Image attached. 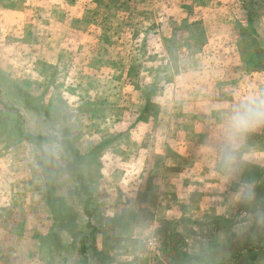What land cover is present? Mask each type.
Masks as SVG:
<instances>
[{"label":"rangeland","instance_id":"obj_1","mask_svg":"<svg viewBox=\"0 0 264 264\" xmlns=\"http://www.w3.org/2000/svg\"><path fill=\"white\" fill-rule=\"evenodd\" d=\"M263 4L264 0H0V225H8L2 218L4 207L29 200L23 209L27 214L20 218V232L30 233L38 226V217H43L34 207H44L46 185L52 191L67 167L64 146H31L18 136V117L9 108L19 111L25 135H47L59 142L69 139L84 154L93 148L94 154H107L108 167H117L123 153L137 152L138 145L126 142V137L135 142L138 137L146 162L155 163V150L165 146L161 134H168V129L159 130L156 107L168 104L169 99L179 103L186 96L177 85L186 80L192 84L191 76L179 79L178 75L187 70L209 74L213 70L227 76L264 67V62L244 64L234 72L232 47H221L222 41L238 40L236 32L246 12ZM186 7L192 16L183 20L181 11L186 12ZM167 19L172 30L156 31L158 23ZM198 19L206 20L207 31L198 43L208 41L206 47L198 48L209 58L202 55L196 64L191 60L180 63L186 53L198 50L190 47L197 43L198 32L195 37L187 29ZM242 53L253 55L245 47ZM19 90L33 97V110L19 99ZM155 92L160 96H154ZM137 114L139 126L134 121ZM180 116L184 114L178 111V120ZM131 166L137 167L136 160ZM252 207L249 202L241 207L242 221L235 232L234 225L225 223L223 239L213 225L207 234L210 253L190 261L182 256L187 245L178 225L167 222L161 227L163 233L154 232L160 240L158 255L145 251L146 262L155 264L158 256L162 261L170 258L169 264L173 260L177 264H228L235 256L233 264H251L257 257L248 249L264 247V241H257L258 236L264 238V209ZM6 232L0 229L2 242H9ZM163 239L167 246L162 245ZM20 242L11 240L7 247H22ZM52 244L62 242L54 239Z\"/></svg>","mask_w":264,"mask_h":264},{"label":"crops","instance_id":"obj_2","mask_svg":"<svg viewBox=\"0 0 264 264\" xmlns=\"http://www.w3.org/2000/svg\"><path fill=\"white\" fill-rule=\"evenodd\" d=\"M181 12L183 20L192 16L187 7L186 12ZM248 15L252 19L251 25ZM162 19L164 17L158 20ZM198 20V23H189L187 29L206 36V20ZM162 22L158 23L156 31L172 30L168 19ZM239 28L236 32L238 40L232 43L222 41L221 46L232 47L235 67L231 70L234 72L240 70L238 66L264 62L263 57L257 58L258 53L264 55V44L260 47L262 51L257 52L249 39L260 38L264 42V4L248 10ZM197 36V43L190 47L198 50L192 51L191 55L186 53L180 63L191 60L196 64L202 60L199 59L202 55L204 59L209 58L202 50L208 41L198 43L201 36ZM244 47L253 55L244 56ZM235 49L238 55H235ZM187 71L177 76L179 79L191 76L192 84H186V80L177 85L186 98L182 100L181 97L179 103L169 99L168 104L156 107L159 130L168 129V134L160 135L165 146L162 150L161 147L155 150V163L146 162L138 137L136 142L124 138L126 142L138 145L137 152L123 153L117 167H108L105 153L94 154L92 148L84 154L78 149L87 156L85 179L94 194L93 205L86 208L83 198L75 194L74 180L68 173H63L62 181L54 185L52 191L46 186L44 207H34L42 211L43 217H38V226L28 231L30 233L26 234L27 227H24L25 234L20 232L23 231L20 218L26 216L27 211L23 209L28 207L29 200H21L22 205L15 203L16 206L4 207L2 218L8 221V225H0V229L7 231L9 242L0 240V264H150L145 255H158V251L149 252L145 240L154 236L156 230L159 232L167 222L178 225V232L187 245L182 256L190 261L210 253L207 234L213 225L223 239L226 224L234 225L233 232L240 225V210L246 202L252 204V210L264 209V125L254 128L238 141L239 170L236 174H226L218 162V149L228 114L245 99L264 96V67L260 71L227 76L217 75L213 70L211 74ZM244 73L249 76L244 77ZM229 85L231 88L225 87ZM154 96L160 94L155 92ZM161 107L167 108L161 110ZM178 111L184 114L179 120ZM138 116L134 119L139 123L137 126L141 122ZM135 160L136 168L131 166V161ZM244 183H250L254 188L256 195L251 201L245 200L241 192L240 186ZM41 193L43 196L44 191ZM246 222L251 223L250 219ZM41 223L44 225L42 229ZM54 239L62 244L53 246ZM11 240H20L23 246L7 247ZM257 241L263 242L264 238L258 236ZM248 253L257 257L251 264H264V247H253ZM156 257L155 264L170 262V258L162 261ZM173 261L177 264L176 260Z\"/></svg>","mask_w":264,"mask_h":264},{"label":"clouds","instance_id":"obj_3","mask_svg":"<svg viewBox=\"0 0 264 264\" xmlns=\"http://www.w3.org/2000/svg\"><path fill=\"white\" fill-rule=\"evenodd\" d=\"M264 125V96L245 99L235 106L226 118L222 143L218 149V162L228 175L238 172V141L254 128ZM244 199L251 201L255 191L250 183L240 186Z\"/></svg>","mask_w":264,"mask_h":264},{"label":"trees","instance_id":"obj_4","mask_svg":"<svg viewBox=\"0 0 264 264\" xmlns=\"http://www.w3.org/2000/svg\"><path fill=\"white\" fill-rule=\"evenodd\" d=\"M248 22L251 25L252 19L251 16L248 15ZM197 31L192 32V35L195 36ZM199 36H204V33L198 32ZM252 46L256 47L257 52L262 51L260 48L264 42L260 38H250ZM264 58V55H261L260 53L257 54V58ZM19 99L22 101V103L28 108L29 110H33V106L31 105L32 101H34L33 97H31L28 93H26L24 90H19ZM148 100V99H147ZM149 102V100H148ZM148 107H146V112ZM8 111L14 112V114L18 117V120L21 119V115L18 110L14 108H9ZM16 123L15 129L18 134V136L24 140L26 143H28L31 146H42V145H62L64 146V154H66V158L64 160L67 163L66 167V173L70 175V177L74 180L76 187H75V194L76 196L82 197L84 201V205L86 206H92L93 200H94V194L93 191L90 190V186L88 183H86L85 179V165H86V157L83 156L78 149H76L72 143L71 140H63L62 142H59L55 137L47 136V135H25L22 131L21 125L18 122ZM46 186H49L48 184ZM48 197L51 198L49 195ZM88 217H91V214L89 212H86ZM162 228L159 233H163ZM162 245L167 246L166 239L162 240ZM236 260L235 256L231 258V262L228 264H233V262ZM235 264V263H234ZM242 264H248V262H242Z\"/></svg>","mask_w":264,"mask_h":264},{"label":"built area","instance_id":"obj_5","mask_svg":"<svg viewBox=\"0 0 264 264\" xmlns=\"http://www.w3.org/2000/svg\"><path fill=\"white\" fill-rule=\"evenodd\" d=\"M146 249L151 253H156L160 248V240L157 236H150L145 240Z\"/></svg>","mask_w":264,"mask_h":264}]
</instances>
